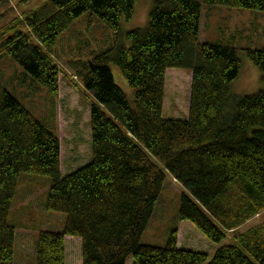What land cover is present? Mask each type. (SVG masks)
<instances>
[{
  "label": "trees",
  "instance_id": "trees-1",
  "mask_svg": "<svg viewBox=\"0 0 264 264\" xmlns=\"http://www.w3.org/2000/svg\"><path fill=\"white\" fill-rule=\"evenodd\" d=\"M137 1L44 0L0 30V58L7 55L25 79L53 96L60 71L52 55L61 33L89 13L115 35L114 44L75 70L92 98V158L65 177L52 123L0 80V264L14 260L15 226L8 218L22 173L49 177L46 209L65 216L62 231L40 232L35 264H65L68 236L80 239L81 264H126L128 257L133 264H264V224L236 233L210 261L181 249L175 231L164 247L141 242L167 173L187 193L179 219L215 244L264 210V49L245 52L260 69L262 87L237 96V48L200 38L206 7L264 12V0H155L146 27L124 34L121 23ZM112 65L132 98L115 84ZM170 68L192 72L184 119L162 116Z\"/></svg>",
  "mask_w": 264,
  "mask_h": 264
},
{
  "label": "rangeland",
  "instance_id": "rangeland-1",
  "mask_svg": "<svg viewBox=\"0 0 264 264\" xmlns=\"http://www.w3.org/2000/svg\"><path fill=\"white\" fill-rule=\"evenodd\" d=\"M155 0H138L133 16L122 21L125 34L144 29ZM44 0H29L27 3L0 0V30L27 10L40 6ZM201 37L208 42L227 43L238 50L241 72L232 83V91L238 96L255 94L262 87L261 72L246 57L247 49H264V12L221 6L206 7L202 12ZM115 35L93 14H83L65 30L56 41L52 59L59 68V92L49 94L40 86H33L25 79L23 71L7 55L0 58V80L19 101L40 119L48 118L58 135L61 177L86 166L91 160L90 103L91 95L82 87L75 70L83 61L114 44ZM129 46V40L122 39ZM115 84L131 97L116 66H111ZM192 72L187 69L170 68L165 71L162 116L166 119H184L189 114ZM132 98V97H131ZM17 192L13 198L9 223L15 226L13 264L36 263V241L40 232H60L65 216L46 209L51 179L46 176L22 173ZM187 194L180 183L167 173L165 187L155 205L151 220L141 237L143 245L164 247L172 231L176 232L178 245L184 250L207 254L209 261L215 251L236 238V233L264 224V210L244 222L236 231L229 232L221 244L210 242L189 220L178 216L180 200ZM65 264H81V242L74 237H65ZM126 264H133L128 257Z\"/></svg>",
  "mask_w": 264,
  "mask_h": 264
},
{
  "label": "crops",
  "instance_id": "crops-1",
  "mask_svg": "<svg viewBox=\"0 0 264 264\" xmlns=\"http://www.w3.org/2000/svg\"><path fill=\"white\" fill-rule=\"evenodd\" d=\"M66 261V260H65Z\"/></svg>",
  "mask_w": 264,
  "mask_h": 264
}]
</instances>
